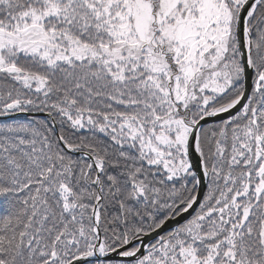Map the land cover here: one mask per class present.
<instances>
[{"label":"snow or ice","instance_id":"6c2138e0","mask_svg":"<svg viewBox=\"0 0 264 264\" xmlns=\"http://www.w3.org/2000/svg\"><path fill=\"white\" fill-rule=\"evenodd\" d=\"M0 264H264V0H0Z\"/></svg>","mask_w":264,"mask_h":264}]
</instances>
